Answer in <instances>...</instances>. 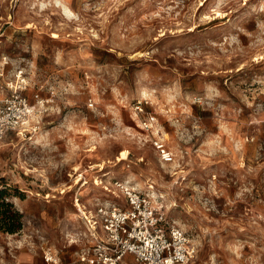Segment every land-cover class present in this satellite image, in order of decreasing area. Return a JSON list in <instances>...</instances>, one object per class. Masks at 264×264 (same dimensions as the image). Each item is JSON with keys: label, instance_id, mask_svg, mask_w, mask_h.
I'll return each mask as SVG.
<instances>
[{"label": "rangeland", "instance_id": "rangeland-1", "mask_svg": "<svg viewBox=\"0 0 264 264\" xmlns=\"http://www.w3.org/2000/svg\"><path fill=\"white\" fill-rule=\"evenodd\" d=\"M24 83L45 103L0 141L24 223L0 264H78L116 180L187 231L188 264H264V0H0V96Z\"/></svg>", "mask_w": 264, "mask_h": 264}, {"label": "built area", "instance_id": "built-area-1", "mask_svg": "<svg viewBox=\"0 0 264 264\" xmlns=\"http://www.w3.org/2000/svg\"><path fill=\"white\" fill-rule=\"evenodd\" d=\"M25 87L26 83L0 96V141L22 132L38 104L45 103L39 94L36 103L24 95ZM160 147L164 158L170 159V151ZM115 185L124 202L101 205L87 221L91 240L79 252L78 264H129L127 254L134 255L137 264H188L195 257L197 248L190 235L168 219L155 197L120 180Z\"/></svg>", "mask_w": 264, "mask_h": 264}, {"label": "trees", "instance_id": "trees-1", "mask_svg": "<svg viewBox=\"0 0 264 264\" xmlns=\"http://www.w3.org/2000/svg\"><path fill=\"white\" fill-rule=\"evenodd\" d=\"M23 225V213L5 196V189H0V229L14 233Z\"/></svg>", "mask_w": 264, "mask_h": 264}, {"label": "crops", "instance_id": "crops-1", "mask_svg": "<svg viewBox=\"0 0 264 264\" xmlns=\"http://www.w3.org/2000/svg\"><path fill=\"white\" fill-rule=\"evenodd\" d=\"M125 258H126V260H127V262H128L129 264H137L134 255H132V254H127Z\"/></svg>", "mask_w": 264, "mask_h": 264}, {"label": "bare ground", "instance_id": "bare-ground-1", "mask_svg": "<svg viewBox=\"0 0 264 264\" xmlns=\"http://www.w3.org/2000/svg\"><path fill=\"white\" fill-rule=\"evenodd\" d=\"M122 154H123V156L121 155L122 156L121 159H124V158L127 157V152L126 151H123Z\"/></svg>", "mask_w": 264, "mask_h": 264}]
</instances>
